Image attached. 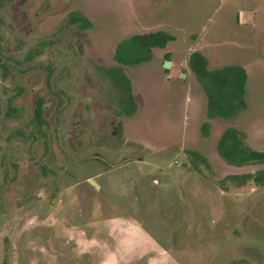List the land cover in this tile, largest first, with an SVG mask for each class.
I'll use <instances>...</instances> for the list:
<instances>
[{
	"label": "rangeland",
	"instance_id": "374dc122",
	"mask_svg": "<svg viewBox=\"0 0 264 264\" xmlns=\"http://www.w3.org/2000/svg\"><path fill=\"white\" fill-rule=\"evenodd\" d=\"M191 52L245 72L233 116L206 117ZM226 127L264 150V0H0V264H264V184L228 178L264 162L224 160Z\"/></svg>",
	"mask_w": 264,
	"mask_h": 264
},
{
	"label": "trees",
	"instance_id": "16d2710c",
	"mask_svg": "<svg viewBox=\"0 0 264 264\" xmlns=\"http://www.w3.org/2000/svg\"><path fill=\"white\" fill-rule=\"evenodd\" d=\"M76 21L82 22L80 27L85 24L82 16L74 12L69 13L67 22L71 24ZM128 39L130 43L124 52L118 48L119 42L113 53V58L122 65L147 61L152 48H163L172 37L166 32L154 31L135 34ZM165 56L167 55L165 54ZM187 66L192 70L204 93L207 118L231 117L238 109L244 107L243 95L246 77L240 66L227 65L209 70L206 68L204 57L198 52L189 54ZM41 102L42 100L39 98L33 112V119L37 126L41 120ZM128 104L129 108L124 111L126 114L132 113L135 108L131 96ZM206 127L207 124L204 122L201 128L205 130ZM216 151L224 160L235 166L264 162V150H255L247 146L243 142L242 134L232 127H226L220 133L216 141ZM228 178L236 181L237 184L251 179L256 185L261 186L264 184V170L259 169L254 173L231 174Z\"/></svg>",
	"mask_w": 264,
	"mask_h": 264
},
{
	"label": "crops",
	"instance_id": "0c3cea01",
	"mask_svg": "<svg viewBox=\"0 0 264 264\" xmlns=\"http://www.w3.org/2000/svg\"><path fill=\"white\" fill-rule=\"evenodd\" d=\"M165 53H166V52H165ZM156 75H157V74L152 75L153 78H154V80H155ZM162 80H163V83H164V84H167V83L170 84V83H172L171 81H173L174 83L176 82V81H174V80H171V79L168 77V74H164ZM182 82L185 84V81H184V80H181V82H177V83H178V84L180 83L179 85H181V87H184V84H181Z\"/></svg>",
	"mask_w": 264,
	"mask_h": 264
},
{
	"label": "water",
	"instance_id": "95a60500",
	"mask_svg": "<svg viewBox=\"0 0 264 264\" xmlns=\"http://www.w3.org/2000/svg\"><path fill=\"white\" fill-rule=\"evenodd\" d=\"M163 67L164 68H166V67H168L169 65H170V63L168 62V61H163ZM88 182L91 184V185H93V186H95V187H98L97 186V184L93 181V180H91V179H88Z\"/></svg>",
	"mask_w": 264,
	"mask_h": 264
}]
</instances>
